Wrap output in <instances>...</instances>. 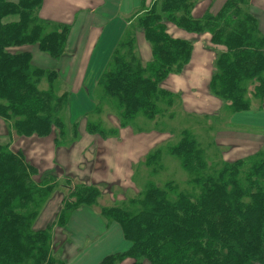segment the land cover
<instances>
[{"label": "trees", "instance_id": "16d2710c", "mask_svg": "<svg viewBox=\"0 0 264 264\" xmlns=\"http://www.w3.org/2000/svg\"><path fill=\"white\" fill-rule=\"evenodd\" d=\"M46 1L0 0V121L7 123L3 134L15 135L19 142L43 149L49 143L42 139L54 132L55 147L72 149L83 133L76 122L67 126L61 118L71 93L56 92L62 71L34 65L29 51L10 50L35 44L54 60L65 54L70 22L43 15L50 3ZM198 1L149 0L144 8L143 0L144 9L129 18L95 77L100 90L97 103L80 104L79 109L89 116L88 133L105 139L116 136L120 128L137 129L133 119L138 116L159 123L157 119L173 107L175 95L161 83L169 74L183 70L193 45L172 29L194 37L207 35L209 47L216 51L208 91L224 108L235 116L251 111V98L260 101L259 109L264 108V32L260 28L264 9L253 0H224L217 11L210 9V3L195 17L192 10ZM80 3L91 6L94 0ZM9 16L15 18L5 20ZM137 30L150 45L149 61L137 53ZM43 79L46 89L39 88ZM102 107L112 111L117 126H105ZM15 143L0 142V264H59L65 259L63 251L52 255L53 231L65 228L67 211L90 205L102 195L91 178L103 172L81 164L83 168L75 166L74 173H67L60 183L63 171L53 166L57 153L51 152L46 166L39 167ZM166 144V151L185 170L187 188L173 181L162 186L148 182L135 196L119 194L118 203L102 207L101 213L118 228L121 240L97 264H264V151L231 162L217 161L221 152L207 154L187 128L178 133L176 141ZM155 148L147 155L146 165L159 163L161 147ZM132 166L125 177H132ZM74 177L78 181L70 185ZM60 186L68 190L66 196L57 192ZM58 193L62 205L41 228L34 229L32 222L39 209Z\"/></svg>", "mask_w": 264, "mask_h": 264}, {"label": "rangeland", "instance_id": "374dc122", "mask_svg": "<svg viewBox=\"0 0 264 264\" xmlns=\"http://www.w3.org/2000/svg\"><path fill=\"white\" fill-rule=\"evenodd\" d=\"M147 1L149 0H145V3ZM223 2L224 0L198 1L192 10V15L195 17L201 16L210 3L211 6L212 4L214 6L212 11H217ZM253 4L264 9V0H253ZM122 17L126 19L125 16ZM14 18L15 16H9L5 20H12ZM10 50L12 52L29 51L32 55L33 64L41 68L48 69L53 67V64L57 62V60L52 59L47 53L40 51L35 44L11 47ZM74 55H79V51L76 50ZM138 55L140 56V54ZM140 58L143 60L145 56H140ZM65 76L66 78L70 77L67 75V72ZM65 76L62 73L59 74V79L55 84L57 93H61L59 90H64L63 83L66 81ZM195 86L202 90L201 83H196ZM39 88H47V81L45 79L41 80ZM186 92H188V90H186ZM99 94L100 90L95 84L89 93V95L92 96V100H89V102L91 101L92 104H96ZM176 94L179 95L178 98L180 100H177L178 102L175 100L176 102L174 101L173 107L166 111L162 118L157 119L159 123L150 121L143 116H138L133 119L135 120L134 124L137 125V129L131 126L120 128L116 136L107 137L105 139L97 134H90L86 131V124L89 121V116L87 113H84V109L73 108L72 103L74 98H70L61 114V118L67 126L76 122L79 130L83 133L82 137L75 142L72 149H67L65 146L55 147L53 144L54 132L42 139L44 142L48 140L49 143L48 147L44 146L45 148L43 149L31 143L27 144L25 140L19 142L17 139L18 137L15 135H11L12 137L10 138L3 134V132L7 131V123L3 120L0 121V142L12 141L14 145L17 141L15 145H21L29 160L37 163L39 167H45V161L48 160L47 162H49V154L51 152H57L58 156L54 157L53 166L55 167L54 169L58 167L59 170L63 171V177L58 178L60 183L65 182L64 180L66 179L65 176L67 173H72L71 171L67 172L65 168H71L74 173L75 170L73 169L75 166L83 168L80 166L81 164L87 167V170H91L92 166H97L96 168L103 173L96 172L93 176L92 173H90L89 177L92 176L91 180L93 183L98 184L102 195L95 198V201L90 203V206L103 216L108 226L110 222L101 213V208L118 203V201L115 202V198L119 196V194L123 195L122 198H131L135 196L138 191L143 190L148 182L149 184L162 186L167 181H173L179 188H187V175L184 172L185 170L177 159L166 151L168 145L166 143L176 141L178 133L183 128L190 129L196 134L201 145L205 147L204 149L207 154H214V150L221 152L217 157V161L226 160L231 162L244 156L247 157V155L258 150L264 151V147L261 145L264 142V136H262L260 128L257 125L236 122L233 119V114L226 108H222L217 116L212 117H203L199 113H192V111L186 110L183 107L186 94H184V92H176ZM77 100L82 101V99ZM251 102L252 112H257L260 108V101L251 98ZM102 108L104 109V116L102 119L106 124L105 126L110 127V123H115V126H117V118L115 119L112 111L106 107ZM171 113H173V116L168 117V114ZM155 125H157V129H155ZM159 145L161 147L159 163L155 164V166L146 165L145 160L147 155L150 154L149 152H153L156 149L155 147ZM12 148L16 147L12 146ZM45 152L47 153L44 157ZM137 163L138 166L134 167L132 177H125V173L129 175L131 172V165ZM119 168H121L120 172L118 171ZM114 177L115 180L113 179ZM75 178L76 177L70 181V185H75L74 183L78 181ZM117 178L118 180H116ZM113 181H117V183ZM129 181L132 184H130ZM109 187L112 188V192ZM107 188L108 192L106 191L105 193L104 189ZM57 192H61L66 196L65 192L68 193V190L60 186ZM62 199L60 193L52 195L44 206H41L42 209H39L37 217L32 222V227L34 229L41 228L40 226L44 224L51 213L53 214L54 210L58 209L57 206L62 205ZM73 213L74 211L71 212V210L66 212L67 215L69 214L67 221L70 220ZM79 218L80 222L81 220L86 223L88 221L83 217ZM89 224L93 223L90 222ZM85 228H88V225ZM72 234L73 233L67 234L63 228H57V231H53L51 252L54 253H52V255L55 256L57 253H62L63 251L61 257L65 259V261L59 264H70L76 260V258H71V256L77 255L79 247L76 245V236ZM99 239H105L103 250L104 252L108 251L113 239L103 235L99 237ZM83 246L84 244L80 247Z\"/></svg>", "mask_w": 264, "mask_h": 264}, {"label": "crops", "instance_id": "0c3cea01", "mask_svg": "<svg viewBox=\"0 0 264 264\" xmlns=\"http://www.w3.org/2000/svg\"><path fill=\"white\" fill-rule=\"evenodd\" d=\"M46 2L50 3L46 4L42 11L43 15L52 19L69 21L71 25L65 54L53 64V67L61 70L64 76L66 72L70 76L69 78L65 76L63 91L71 92L70 98L76 99L73 102V108H79L81 103L90 107L88 102L92 96L89 95L91 92L89 89L95 84V77L106 65L111 50L129 24V18L146 8L149 1L144 3V8L143 0H106V2L105 0H94L91 6L82 5L81 0L79 2L74 0H48ZM213 8L212 4L210 9ZM260 28L264 32V18ZM171 31L177 36L191 39L193 49L191 58L183 70L169 74L161 83L162 87L171 91L176 101L180 100L176 92H184L186 99L183 107L186 110L199 113L203 117L217 116L225 105L220 99L211 95L207 85L214 70L213 62L216 51L214 52L209 47L207 35L194 37L181 30L172 29ZM142 36V32L137 30V53L145 56L143 61H149L151 59L150 45ZM76 50L79 51V55L75 56ZM196 83L202 84V90L195 86ZM59 91L62 92V90ZM77 99H82V101ZM233 117L236 122L257 125L264 136V108L257 112L251 110L237 113ZM261 145L264 147V142ZM137 166L138 164L133 165L132 169L134 170ZM67 170L72 171L71 168ZM118 171L120 172L121 168ZM79 217L88 220L87 223L83 220L80 222ZM90 222L93 224H89ZM85 225H88V228H85ZM64 230L67 234L73 233L76 236V245L79 247L77 255L71 256L76 260L70 264H97L102 257L114 250L121 240L118 228L112 224L107 226L103 216L90 205H81L74 210ZM102 235L113 239L106 252L103 250L105 239H99ZM83 244L84 246L80 247Z\"/></svg>", "mask_w": 264, "mask_h": 264}, {"label": "bare ground", "instance_id": "6f19581e", "mask_svg": "<svg viewBox=\"0 0 264 264\" xmlns=\"http://www.w3.org/2000/svg\"><path fill=\"white\" fill-rule=\"evenodd\" d=\"M58 80V79H57ZM108 206V205H107Z\"/></svg>", "mask_w": 264, "mask_h": 264}]
</instances>
